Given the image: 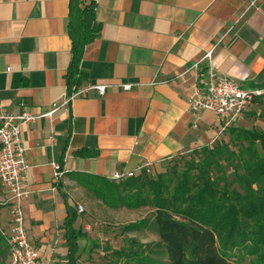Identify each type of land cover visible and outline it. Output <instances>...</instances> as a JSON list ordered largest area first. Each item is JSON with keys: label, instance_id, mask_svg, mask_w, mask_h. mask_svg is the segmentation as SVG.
<instances>
[{"label": "crops", "instance_id": "crops-1", "mask_svg": "<svg viewBox=\"0 0 264 264\" xmlns=\"http://www.w3.org/2000/svg\"><path fill=\"white\" fill-rule=\"evenodd\" d=\"M93 1L97 36L85 47L78 85L112 86L104 95L79 96L68 108L62 103L71 90L70 0H0V112L41 114L59 105L22 131L30 165L28 235L57 264L67 253V203L75 205L70 173L111 178L145 165L153 170L226 138L216 113L193 111L188 103L207 79L208 61L192 66L208 49L217 45L215 71L248 87L264 83V0ZM126 81L140 84L116 85ZM246 115L237 124H257ZM53 162L65 171L60 179ZM0 215L6 225L4 208Z\"/></svg>", "mask_w": 264, "mask_h": 264}, {"label": "trees", "instance_id": "trees-1", "mask_svg": "<svg viewBox=\"0 0 264 264\" xmlns=\"http://www.w3.org/2000/svg\"><path fill=\"white\" fill-rule=\"evenodd\" d=\"M69 5L72 60L67 82L71 89L80 82L85 47L97 31L95 1L70 0ZM259 88L264 89V83ZM262 97L264 93L253 103ZM237 121L226 128L228 139L194 148L193 157L182 166L173 165L153 176L152 170L145 169L118 179L69 174L107 206L151 208L153 217L127 228L147 225L158 239L149 243L132 239L125 249L113 251L116 264H243L245 260L264 264V129ZM78 218L77 207L67 203L66 264H77L80 240L87 235L76 226ZM6 251L0 232V264Z\"/></svg>", "mask_w": 264, "mask_h": 264}, {"label": "built area", "instance_id": "built-area-1", "mask_svg": "<svg viewBox=\"0 0 264 264\" xmlns=\"http://www.w3.org/2000/svg\"><path fill=\"white\" fill-rule=\"evenodd\" d=\"M232 28L233 26L228 31ZM216 46L213 45L208 49L202 59L192 66L197 69L202 61L209 63L206 81L202 86L195 87L188 103L193 111L208 110L216 113L223 121V129H226L250 110L254 98L262 95L264 89L244 86L234 78L215 71L212 60ZM137 84L140 83L126 81L116 85L124 90H129ZM110 86L112 84L108 83L90 86L73 85L71 90L66 93L62 105L68 107L75 98L84 96L90 91L104 95ZM58 108L59 105L54 104L53 108L41 114H33L28 111L19 114L0 112V208H4L8 215L6 225L0 215V232L6 240L8 249L7 264H57L54 253L43 255L28 235L24 203L30 195L27 179L30 165L22 131L26 124L43 116H51ZM53 165L55 178L60 179L65 171L58 163L53 162ZM140 169H145L148 172L152 170L150 165L142 166ZM136 173L129 171L125 175L117 174L111 178L118 179L133 176ZM77 210L82 212L84 207L79 204Z\"/></svg>", "mask_w": 264, "mask_h": 264}, {"label": "rangeland", "instance_id": "rangeland-1", "mask_svg": "<svg viewBox=\"0 0 264 264\" xmlns=\"http://www.w3.org/2000/svg\"><path fill=\"white\" fill-rule=\"evenodd\" d=\"M245 118L252 123H257L253 126L258 129H264V97L253 103ZM248 125L250 126V124ZM226 139H228L227 134ZM192 157V150L177 154L164 161L159 168L153 169L150 172L151 176L176 164L182 166L185 159ZM69 192L75 206L81 204L84 207L82 212H78L77 227H81L87 232V235L80 240L77 264H116V256L113 251L125 249L131 244L132 239H136L139 243H149L158 239V236L147 225L139 226L140 224H138L134 229L127 228L128 224L135 223L144 217H153L150 207L128 209L107 206L102 199L96 197L78 182L69 184ZM59 257L63 261L58 264H66L65 256L60 255ZM7 259L8 249L2 264H7ZM243 264H248V260H245Z\"/></svg>", "mask_w": 264, "mask_h": 264}]
</instances>
